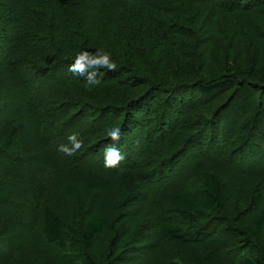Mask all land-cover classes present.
<instances>
[{
	"label": "trees",
	"instance_id": "obj_1",
	"mask_svg": "<svg viewBox=\"0 0 264 264\" xmlns=\"http://www.w3.org/2000/svg\"><path fill=\"white\" fill-rule=\"evenodd\" d=\"M96 1L95 8L87 10L84 0H0V264H20L14 251L25 248L33 230L43 248L36 264H77L78 260L80 264H99L86 248L105 234L109 237L108 262H122L139 237L140 218L128 214L130 204L148 199L137 172L121 167L110 174H116L111 179L84 161L87 156L95 158L96 153L81 156L79 151L69 157L58 151L73 132L83 141L86 138L83 120L78 118L81 112L82 116L94 109L88 105L92 98L103 103V96H109L114 113L121 110L118 123L126 127L117 146L126 158L134 155L137 141L132 136H137L143 112L149 111L158 92L165 94L169 111L195 110L190 123L195 125V133L185 147L208 145V150L227 156L229 164L264 181V19L246 22L241 28L231 23L236 15L215 18L212 14L218 8L230 14L264 11V0ZM229 18V24L218 29L219 22ZM233 36L237 45L227 48L224 44ZM25 46L30 55L18 56ZM54 49L59 50L56 61L49 53ZM84 49L108 52L117 63L118 70H104L100 85L94 87L100 92L105 88L106 93L90 96L86 81L67 70L71 59ZM49 59L51 62L41 65ZM114 78L119 85L111 81ZM76 80L89 96L82 97L86 100L78 105V115L66 123L69 110L61 101L62 93L71 95L65 88ZM228 91V101L217 105L209 123H201L196 110ZM254 91L260 93L256 100ZM13 99L23 101V107H12ZM70 108L76 112L73 105ZM164 121L155 135L168 132L169 120ZM27 126L32 127L40 146L20 138ZM106 140L102 147L113 143ZM41 146L47 148L45 154L39 151ZM102 147L95 145L94 149ZM246 159L258 161L249 167ZM75 169H85L88 174L78 177ZM202 170L194 190L178 187V180L168 200L170 221L162 223L161 233L190 247L191 252L173 264H264V201H254L252 209L257 204L262 209L251 222L231 226L221 216L230 199L227 174L219 169ZM5 180L10 188L2 189ZM111 185L114 195L102 212L95 208V198ZM29 198L37 205L41 201L37 213ZM10 204L21 207L16 219L8 215L6 205ZM8 233L17 238L16 244ZM49 246L61 249L64 256L50 254ZM23 259L24 264L27 257Z\"/></svg>",
	"mask_w": 264,
	"mask_h": 264
},
{
	"label": "rangeland",
	"instance_id": "obj_2",
	"mask_svg": "<svg viewBox=\"0 0 264 264\" xmlns=\"http://www.w3.org/2000/svg\"><path fill=\"white\" fill-rule=\"evenodd\" d=\"M84 1L86 4L88 3L89 7L87 10L94 9L99 3L96 0ZM217 12H211L215 18L216 15L219 14L222 15L227 13L226 15H229V17L236 15L231 23L235 22L237 23L235 25L241 28H244L246 22L252 23L253 21H260V19H264V11H259L258 9L249 11L245 10L230 14L224 9L218 8ZM231 19L232 18H229L225 21L223 20L222 24L220 21L217 25L218 29H222V27L227 26ZM3 24L4 22L2 21V25ZM226 28L227 27L224 29ZM46 31L47 30L43 28V32L46 33ZM222 32L223 30H221L219 34ZM215 43H217L219 46L220 40L216 39ZM235 43L236 40L233 36V38H228L224 45L227 48L231 46L233 49L237 45ZM13 52H15V49ZM51 52L53 55L52 58L55 61L60 59L58 56L59 50L54 49L49 51V53ZM16 53L17 51L15 52V55ZM17 55H30L27 46L20 48ZM33 58L34 60L36 59L35 54ZM73 59L74 58H72L71 61H73ZM48 62H51V60L49 59L46 62H42L41 65H46ZM111 81L115 83V85H119L117 78H114V80ZM70 85V87L68 86L65 88V91L66 93H71V95L62 93L63 97L61 99V101L66 102L65 104L69 110V117L65 120L66 123L72 122V117L73 120L75 119V116L78 115V109H81V107L78 105H83L82 101L86 100L88 98L87 96H89L84 93V85L78 83L77 80L73 83H70ZM96 89L92 88V90H88L86 92H89L90 96H92V94L101 95L100 93H106L107 91L104 90L105 88L102 89L101 92ZM230 93L231 92L228 91L223 96L218 98V100L213 104L209 103L205 105V107L196 110L195 115L198 114L196 117H201V123H209L207 119L213 116L211 112L214 111L217 105L225 104L228 101L227 97ZM253 93V98L256 100L260 93L258 91H254ZM13 94H15V92ZM156 94L157 98L152 103V107L149 108L148 112H143L141 125L136 131L137 136L135 138V135L132 136L133 139L137 141V145H135V152L133 153L134 155L126 158L125 161L121 162L123 165L121 166L120 163L119 167L116 168H106L104 166V147H102L103 144H101V142L106 139V142L110 140L106 135V129L114 125H119L118 121L119 119L121 121L122 115L121 110H118V113H114L115 110L111 109L113 106H111L107 99L109 96H103L106 98V102L103 103L98 102L99 100H96V98H92L91 103L88 105L93 106L94 109H92L89 113H83L82 116L81 112L78 118L79 121L80 118L83 120L81 124H84V130H86L87 134L86 138L83 137L84 148L81 150L82 152L80 155L85 156L92 153L97 154L95 158H88L87 156L84 161L92 163L94 168L105 173V175H108L111 179H113L116 174L114 176L110 174L118 173L121 167L123 170L131 168L132 171L137 172L142 184L146 186L144 194L148 196V199L141 198L139 202L132 203L128 207L129 217L134 218V216H138L140 218L142 225L140 235L137 240L127 249L128 253L123 258V261L120 260L122 262L117 261L114 264H170V262L173 264V261L177 263L179 257L191 255V252L189 251L190 247L183 246L179 242L171 241L165 238L161 233V225L166 221H170L167 215V204L171 193L175 191L177 187L175 182L178 180L180 181L178 187L186 186L194 190L197 186L198 180L203 176V168L211 170L219 169L224 171L228 176L229 183L227 184V193L229 194L230 199L226 206V210L223 214H221V216L223 215V217L228 218L231 221L229 222L231 226L238 225L243 222H251L252 219L257 217L258 213L262 209L260 204H257V208L255 207V209H252L254 201H264V181L262 178H254L250 173H245L242 171L237 165H234L233 163L229 164L227 156H220L221 154H217L215 150H210V148L208 150V145H204L201 148L192 149L185 147L184 143H186L187 139L195 133V125L190 124L193 120L192 113L195 110L190 111L187 110L188 108H186L185 110L179 109L178 112L169 111L164 101L165 94H158V92ZM15 95H13L14 98ZM72 95L75 96L74 99H72ZM82 97L86 99H82ZM132 102L133 101H131V103ZM137 102L138 99L136 100V103ZM11 104L12 107H15V105L23 107L24 105L23 101L17 99H13ZM71 105L74 106V110H76V112L71 110ZM209 105H211L210 108L208 107ZM86 109H88V107H86ZM108 112L113 113L109 114ZM101 116L102 120H100ZM165 118H167L170 123L167 130L168 132L164 135L162 133H157L155 135L154 132L160 127L161 123H165ZM69 119H71V121H67ZM119 126L121 129H123L124 125L120 123ZM20 138L25 140L26 143L31 146H40V140L37 139L31 126H27L25 130H22L20 133ZM95 145L96 148L99 146L102 148H99L100 150L97 149L96 151L94 149ZM53 146L54 145H50V148L53 149ZM46 150V147L41 146L39 151H41L42 154H45ZM89 160L91 162H89ZM257 161L258 160L256 159H250L249 161L247 160L246 164L250 167L255 165ZM75 172L78 177H85L88 174L87 170L85 169H75ZM6 186L9 187L8 182L5 180L4 184L2 185V189L8 188ZM13 187L14 189H18L19 186L15 185ZM113 195L114 189L112 185L101 190L95 198V208L101 210L102 212H106L107 202ZM28 201L32 203V210L37 213L38 205L41 206V201L38 202V205L34 198H29ZM6 208L10 212L8 215L13 216V219H16L17 216H19L22 212L21 207L18 205L17 207H14L13 204H10L6 205ZM14 234L8 233V235H10L8 237L11 238V243L16 244L14 241L17 238H13ZM31 234H29V236L26 238L27 245H25V248L18 252L17 249L14 251L15 255L19 258L20 264H23L24 262V255L28 260H26V263L24 264H36L39 260V257L42 256L40 251L43 248L37 242V232H34L33 230ZM262 234L264 236V230ZM26 235L27 234L24 236L26 237ZM225 237V234H223L222 240L225 241ZM108 242V234H105L104 236H101L94 242L90 243L86 248V252L97 259L99 264H110L107 259ZM11 247L12 250L15 248H13V246ZM49 248V253L54 254L56 257H63L65 254L57 247L49 246ZM222 249H224V247ZM166 256H168L169 261L165 260L167 259ZM77 264H80L79 260Z\"/></svg>",
	"mask_w": 264,
	"mask_h": 264
},
{
	"label": "clouds",
	"instance_id": "obj_3",
	"mask_svg": "<svg viewBox=\"0 0 264 264\" xmlns=\"http://www.w3.org/2000/svg\"><path fill=\"white\" fill-rule=\"evenodd\" d=\"M67 70L73 75L83 78L89 90H92L100 85L104 70L113 73L118 70V65L108 52L100 49L91 52L84 49L75 55ZM106 135L113 143L106 145L103 149L104 166L106 168L119 167L120 163L126 159L125 154L117 146L121 139L122 129L119 125L111 126L106 129ZM67 139L68 143H62L58 148V151L66 156H74L84 148V142L79 133L73 132Z\"/></svg>",
	"mask_w": 264,
	"mask_h": 264
}]
</instances>
